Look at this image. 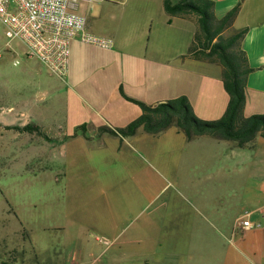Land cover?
Returning a JSON list of instances; mask_svg holds the SVG:
<instances>
[{
	"label": "rangeland",
	"instance_id": "1",
	"mask_svg": "<svg viewBox=\"0 0 264 264\" xmlns=\"http://www.w3.org/2000/svg\"><path fill=\"white\" fill-rule=\"evenodd\" d=\"M81 7L97 27L100 14L122 8L118 0ZM162 60L163 68L177 61ZM215 88L227 108L224 84ZM82 95L26 58L0 22V264H225L217 216L241 193L225 171L227 140H188L175 124L157 135L109 134L91 125L105 111ZM30 101L44 108L31 123L62 132L60 140L14 127V106Z\"/></svg>",
	"mask_w": 264,
	"mask_h": 264
},
{
	"label": "crops",
	"instance_id": "2",
	"mask_svg": "<svg viewBox=\"0 0 264 264\" xmlns=\"http://www.w3.org/2000/svg\"><path fill=\"white\" fill-rule=\"evenodd\" d=\"M118 1L122 6L119 11L98 16L102 26L89 24L91 32L114 38V47L108 49L73 40L69 71L65 78L58 77L69 91L82 98V94L87 95L105 111L91 125L106 133L121 135L112 131L126 127L140 116L141 107L128 100L122 91L148 104L186 95L198 117L220 118L226 111V103L216 96L215 82L223 83L222 66L195 59L179 48L185 30L187 35L191 33L189 43H192L196 32L188 31L189 23L190 19L194 23L196 17L174 16L169 21L171 16L165 10L164 0ZM237 5L233 28L247 29L242 45L254 68L247 77L244 115L264 114V0H215V12L222 17ZM84 10L80 4L79 11L85 14ZM164 56L177 61L163 68ZM181 72L187 73L186 77ZM183 88L187 92H182ZM38 102H19L14 106V127L30 126L31 131L36 130L49 140H60L62 132L31 123L32 115L37 119L44 115V108ZM51 109L50 105L45 110ZM226 142L223 155L232 165L225 167V171L234 176L235 191L241 193L239 200L228 201L229 209L225 208L217 216L225 228V264H264V137L258 136L246 148L238 147L234 141ZM244 186L245 193L248 188L252 191L245 197ZM246 211L251 212L250 219L259 226L243 233L237 229V223ZM237 234L242 235L237 237Z\"/></svg>",
	"mask_w": 264,
	"mask_h": 264
},
{
	"label": "trees",
	"instance_id": "3",
	"mask_svg": "<svg viewBox=\"0 0 264 264\" xmlns=\"http://www.w3.org/2000/svg\"><path fill=\"white\" fill-rule=\"evenodd\" d=\"M166 12L171 16H195L197 31L186 55L198 60L218 63L222 66V79L229 101L225 113L218 119L207 120L198 117L186 95L148 104L123 95L137 103L142 113L126 127L113 130L124 136L134 135L140 128L150 134H160L176 125L188 140L211 136L219 140L234 141L240 148H246L258 136L264 137V114L244 115L247 77L254 70L243 48L247 29L233 28L239 5L224 16L216 15L213 0H164ZM26 129H32L26 126Z\"/></svg>",
	"mask_w": 264,
	"mask_h": 264
},
{
	"label": "built area",
	"instance_id": "4",
	"mask_svg": "<svg viewBox=\"0 0 264 264\" xmlns=\"http://www.w3.org/2000/svg\"><path fill=\"white\" fill-rule=\"evenodd\" d=\"M82 1L86 0H0V22L9 41L21 44L26 58L37 59L51 74L65 78L73 40L108 49L115 45L114 38L89 30L88 17L79 11ZM250 216L246 211L237 229L244 233L259 226Z\"/></svg>",
	"mask_w": 264,
	"mask_h": 264
}]
</instances>
